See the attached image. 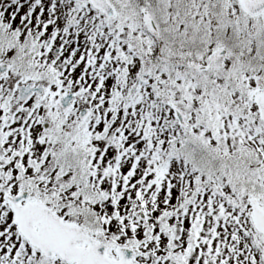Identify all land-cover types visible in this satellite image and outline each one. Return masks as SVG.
I'll return each mask as SVG.
<instances>
[{
	"label": "snow or ice",
	"instance_id": "snow-or-ice-1",
	"mask_svg": "<svg viewBox=\"0 0 264 264\" xmlns=\"http://www.w3.org/2000/svg\"><path fill=\"white\" fill-rule=\"evenodd\" d=\"M0 264H264V0H0Z\"/></svg>",
	"mask_w": 264,
	"mask_h": 264
}]
</instances>
